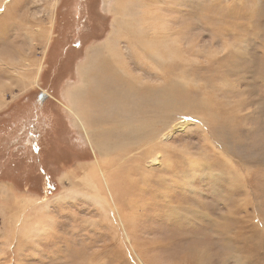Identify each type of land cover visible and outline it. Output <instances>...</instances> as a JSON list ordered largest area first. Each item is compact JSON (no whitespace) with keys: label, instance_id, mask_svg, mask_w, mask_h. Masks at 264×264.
I'll return each mask as SVG.
<instances>
[{"label":"rangeland","instance_id":"374dc122","mask_svg":"<svg viewBox=\"0 0 264 264\" xmlns=\"http://www.w3.org/2000/svg\"><path fill=\"white\" fill-rule=\"evenodd\" d=\"M83 2H0V112L52 96L0 159L37 156L52 126L75 158L44 165L52 193L0 180V264H264V0H93L98 29Z\"/></svg>","mask_w":264,"mask_h":264},{"label":"trees","instance_id":"16d2710c","mask_svg":"<svg viewBox=\"0 0 264 264\" xmlns=\"http://www.w3.org/2000/svg\"><path fill=\"white\" fill-rule=\"evenodd\" d=\"M83 7L82 13L85 15L87 14V10L85 7L90 6L92 7L93 0H83ZM65 3L66 0H61V4ZM60 4V5H61ZM93 11V9H92ZM94 12V11H93ZM93 15V14H92ZM61 64V63H60ZM49 65H52V62L49 61ZM44 78V74H43ZM44 80V79H43ZM43 82V81H42ZM47 83H51L52 80L49 79V76L46 80ZM38 93V91H37ZM36 93V98H37ZM34 95L30 93L24 94L20 100L15 101L12 105L8 106L5 110L0 112V133L10 134L11 131L13 133L11 136L16 134L18 129L20 128L21 124L25 121V118L29 115H34L38 113L39 107L44 108V103L37 101ZM48 99H46L47 101ZM49 101V100H48ZM43 105V106H42ZM26 108H31L32 114L27 112ZM51 117V114H50ZM53 123H55L56 118H52ZM23 121V122H22ZM61 122V121H60ZM44 130V128L41 126ZM55 126L49 128L50 138L43 147L40 146V150L37 156L31 155H23L21 151L14 150L13 146L10 145V150H14L15 152L12 155L11 160L4 164V162L0 159V165L9 166V167H1L0 166V180H5L13 183L16 188L24 189L26 188L28 191L36 193L38 195H43L44 192L52 193L57 190L58 184L56 183V173L52 172L51 170L44 168V165H56L58 166L60 163L63 165H68L67 162L74 161L75 158L70 156L69 150H65V147H59V141L51 137L52 129ZM1 154L2 150L0 149ZM0 154V156H1ZM81 157L79 153L77 154ZM33 158V159H32ZM35 164L36 169H20L16 167L20 165L21 168H25L27 164ZM55 166V167H56ZM65 167V166H64ZM61 170V168L59 169Z\"/></svg>","mask_w":264,"mask_h":264},{"label":"bare ground","instance_id":"6f19581e","mask_svg":"<svg viewBox=\"0 0 264 264\" xmlns=\"http://www.w3.org/2000/svg\"><path fill=\"white\" fill-rule=\"evenodd\" d=\"M4 1H6V0H0V2L3 4V2ZM115 45V44H114ZM102 49H104V50H106V52L109 54V55H113V57H118V52H117V50L112 46V44L111 43H109V42H107V44H106V46L104 47V46H98L97 47V50L96 51H98V53L102 50ZM98 53L96 52V54L98 55ZM101 62H102V64H99L98 66H97V68L98 69H104V68H106L107 67V65L110 67V68H112L111 66H110V64L108 63V61L107 60H105V59H101L100 60ZM92 68H95V65H93V61H92V59H91V57H90V59H89V61L88 62H86L84 65H83V67L81 68V70H80V77H81V83H80V85H83V86H86V83L87 84H89L88 85V87H89V89H90V87L92 88V90L93 91H97L99 88H101V85H102V83H103V80H101V79H99V77L98 76H91V77H86V76H88L89 75V72H91V70H92ZM100 72H102L103 73V71L102 70H100ZM104 74V73H103ZM102 74V75H103ZM106 79L109 81L110 79H111V76L110 75H107L106 76ZM93 83V84H92ZM69 101L70 102H72V99L70 98L69 99ZM137 130L138 131H140L139 130V128L138 127H136L135 129H134V134H130L129 132H127V131H125L126 132V135H133V138L134 139H137L138 138V136L139 135H137L136 133H137ZM151 131H150V128L149 127H147L142 133H140L139 132V134L140 135H142V134H149ZM134 141V140H133ZM133 145H134V143L133 142H130V150L133 148ZM111 151L112 152H116L117 154L119 153H125L124 152V149H122V148H119V147H112V149H111ZM96 154V153H95ZM91 185V187L92 188H94V190H96L95 189V187H94V185L91 183L90 184ZM102 199V198H101ZM242 240V239H241ZM246 245V244H245ZM262 256V255H261ZM241 259V258H240ZM244 261V260H243ZM245 262V261H244Z\"/></svg>","mask_w":264,"mask_h":264},{"label":"flooded vegetation","instance_id":"af4514ba","mask_svg":"<svg viewBox=\"0 0 264 264\" xmlns=\"http://www.w3.org/2000/svg\"><path fill=\"white\" fill-rule=\"evenodd\" d=\"M82 8L83 7H79L78 9L82 10ZM85 9L88 11L87 14L85 15V22L87 21V22L90 23V28H92V26H93L94 28L98 29L97 22H99L101 24V26H103V18H101V15L95 14V12H93L94 10L92 11V7H90V6L85 7ZM61 11H62L61 12L62 14H61V18H59V20H58V24H61V25L63 24L64 25V23L66 21H68V20L70 21L71 20V17H70V15H67L66 11L63 10V7H61ZM86 18L88 20H86ZM63 33H64V30L61 29L58 34L56 33V36H59V35L61 36V34L63 35ZM46 99H48V98H46ZM46 99H44V100H46ZM36 100H37V98H36Z\"/></svg>","mask_w":264,"mask_h":264},{"label":"water","instance_id":"95a60500","mask_svg":"<svg viewBox=\"0 0 264 264\" xmlns=\"http://www.w3.org/2000/svg\"><path fill=\"white\" fill-rule=\"evenodd\" d=\"M52 97L49 93L45 92L43 89H40L37 94V100L41 101L46 98Z\"/></svg>","mask_w":264,"mask_h":264}]
</instances>
